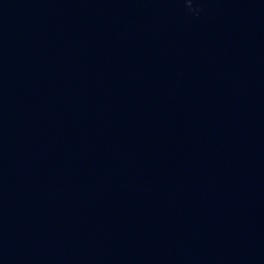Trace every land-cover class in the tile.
Returning a JSON list of instances; mask_svg holds the SVG:
<instances>
[{
	"label": "water",
	"instance_id": "obj_1",
	"mask_svg": "<svg viewBox=\"0 0 264 264\" xmlns=\"http://www.w3.org/2000/svg\"><path fill=\"white\" fill-rule=\"evenodd\" d=\"M0 264H264V0H0Z\"/></svg>",
	"mask_w": 264,
	"mask_h": 264
}]
</instances>
